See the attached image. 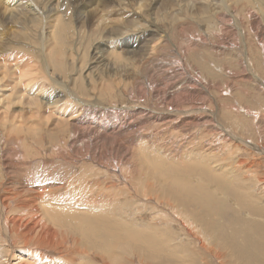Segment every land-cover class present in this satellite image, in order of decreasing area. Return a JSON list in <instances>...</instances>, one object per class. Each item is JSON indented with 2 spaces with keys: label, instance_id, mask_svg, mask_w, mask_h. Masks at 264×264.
Segmentation results:
<instances>
[{
  "label": "bare ground",
  "instance_id": "bare-ground-1",
  "mask_svg": "<svg viewBox=\"0 0 264 264\" xmlns=\"http://www.w3.org/2000/svg\"><path fill=\"white\" fill-rule=\"evenodd\" d=\"M73 1L0 0V264H11L12 258L20 264H72L78 255L83 256L78 264H110L111 258L121 264L152 253L180 264H198L203 255L219 264L217 258L251 264L260 252L257 240L264 243L257 215L260 196L252 191L264 190V180L247 177L243 159L223 160L219 150L223 153L225 144L189 148L190 142L180 145L160 130L141 127L134 117L148 109L131 95L134 84L147 75L152 78L151 72L167 73L171 55L178 66L191 61L184 66L190 72L186 88L198 83L208 89V79L219 76L218 66L213 56L198 50L195 37L200 30L213 33L219 9L224 11L220 15L235 18L238 36H243L238 4L137 0L130 17L124 13L104 31L107 25L99 24L109 18L107 8L116 0ZM247 1L256 5L261 0ZM92 4H102L104 12L96 18L99 24L88 27L86 9ZM176 33H190L187 39L196 51L187 47L186 54L173 39ZM89 51L82 65L81 57ZM180 82L170 94L164 86L158 88L157 95H180ZM153 84L148 81L150 88ZM123 97L132 102L123 104ZM243 107L238 108L248 113ZM203 109L185 107L181 112ZM231 139L264 154L259 141ZM116 152H121L120 160H114ZM103 155L112 162H102ZM233 208L254 227V234L229 233ZM252 244L251 252L247 245Z\"/></svg>",
  "mask_w": 264,
  "mask_h": 264
},
{
  "label": "rangeland",
  "instance_id": "rangeland-1",
  "mask_svg": "<svg viewBox=\"0 0 264 264\" xmlns=\"http://www.w3.org/2000/svg\"><path fill=\"white\" fill-rule=\"evenodd\" d=\"M75 1H77V0H74L73 2H75ZM136 1L137 0H126V1L125 0H119V1L116 0L113 3V6H111V4H110L109 8H107V10H111L110 13L108 11H106V12H108L110 19L107 17L104 20L105 22L102 20L103 21L102 23H100V21L98 19L96 20L97 16H100V14L102 12H104L102 10V4L101 5L100 4H96V5L92 4V6L90 5L86 9L88 11V17L86 16L88 18V23H89V21L91 23L90 26L87 23L88 27H94L95 25H97V22H98V24L100 23L99 26H101L102 24H106L107 28L105 27L106 29H104V31L108 30L110 28V26L112 27V25L117 24L116 22H118V20L121 19L120 17H122V15L125 16V14H126V16L130 17L131 12L133 11L132 6H135V3H137ZM233 1H234V3L238 4L237 9H236L238 21L237 20L236 21L238 23L240 22L239 26L242 28V30L244 32V35H243L244 37L238 36V32H237L238 30H236V27L234 24L235 18L234 17L232 18L231 16L225 17V16L220 15V14L224 13V11L220 10V9H219V14L217 13L215 15L216 27H215V30H213V33L211 35H207L203 31H201L199 28L197 29V30H200V36H197V38L195 37L196 42L200 41V44H198V46H197L198 50L199 51L203 50V52H206L209 55V57L213 56L214 57L213 60H216V64L218 66L216 71H217V75H219V76L215 79L214 78L208 79V81H207L208 89L207 88L204 89L202 87V85L201 84L198 85V83L194 88H191V89L186 88L187 87L186 83H187V80H189L188 77L190 76V74L187 73L189 71L184 69V66L185 65L189 66L191 61L190 62H188V60L185 61L186 64H185V62L183 63V61H182L181 66H178V64L176 62H174L175 57H173L171 55L172 52H171V48H170L167 50V53L169 55H171L172 57L168 56L167 57L168 59L166 58V62H167L166 66H168V67H166L167 73L165 72V73L161 74V72L159 73V71L156 70L157 72L156 71H155V73L151 72V75H149V76H152V78L148 77V75H147V77L144 79L145 81L144 80L137 81L134 84L136 86L135 87V93H133V94L131 93V95L133 96V98L136 97L135 102H137V103L140 102L141 104L146 105L145 107H147V109H148V111L144 112V114H139V116H138V114H136V116L134 118H136L137 120L139 119L141 121V124H140L141 127L147 126L151 129H154L155 131L160 130L161 131V132L159 131L160 135H163V133H164L165 136L168 137V139H170V137H171V139L169 140L171 142H173V141L175 143L179 142L178 144H180V145H182L183 143L187 144V142H190V144L188 145L189 148L194 147V148H198L200 150H203L201 148L206 149V147H209V144L210 145L213 144V147L215 145V148H219L220 146H222V144H225L223 146H224V148H225V146L227 148H225L223 153H222V149L219 150L220 153L222 154V155L220 154V157L223 158V160L225 159L226 161H232L233 158H235V159L239 158L238 160L243 159V161L245 163L244 169H246V171H247L246 173L249 172V175L247 177H250L252 179H257V180L262 182L264 180V154L258 153L252 149H248V147H246V146H249L248 143H245V142L241 143L238 140H237L238 141L237 142L235 140L236 138L234 140L231 138H234V137L239 138L240 137V138L244 139L245 141H248V142L252 141L254 144H257V143H255V141L256 142L259 141L258 145H260V147L261 146L264 147V142H263L264 141V84H263L264 83V0H261L262 2L260 1V4H258L259 2H256V5H255V3L251 2V1H247V0H245L243 2H241L242 0H236V2H235V0H232V1L230 0V2H233ZM93 7H94V9H93ZM261 7L263 8L262 9L263 12L260 11ZM99 8L101 9V11H99ZM118 8H119V10H117ZM234 8L235 7H233V9ZM126 12H128V13H126ZM117 16H119V18ZM113 17H115L116 21ZM178 34H179V36H178ZM178 34L174 35L173 39H174L175 43H179L178 45L181 46V49L186 51L187 47H190L189 50L194 48L193 45L195 43H192L188 40V39L192 38V37L191 38L189 37L190 33L181 34V35H180V33H178ZM205 35H206V37H205ZM199 38H201L202 40L204 39L202 43H201V40H199ZM206 41H207V43H206ZM204 43H206V44H204ZM84 44H90V43L85 42ZM182 45H184V46H182ZM207 46H209V47L207 48ZM246 48H248V57L245 56L246 55V50H245ZM193 50H195V49H193ZM261 50H262V53H261ZM165 51H166V49H165ZM225 52H227V53H225ZM187 53H188V50L186 51V54ZM226 54H228L229 56ZM230 54H234L233 55V56H235L234 59H233V56ZM89 56H90V51H89V53L85 54V57H84V55L81 57V60H82L81 64L82 65H84V63L86 64V60L88 59ZM227 56L230 58V59L228 58L229 60L227 59ZM252 56H253V58H252ZM238 57H239V59H237L238 61L235 60ZM172 59H173V61H172ZM251 59L253 60V63H252ZM169 61L172 64H170ZM229 61H231V63ZM248 61H250V62L248 63ZM178 70L179 71L181 70V71L179 72ZM221 70L222 71L224 70V71L222 72ZM182 71H184V72H182ZM195 71L197 72V74H200V73H198V72H200L199 70L196 69ZM257 73L260 75L259 77H255V74L258 75ZM154 74H156V75L154 76ZM259 79H261V80H259ZM148 81L149 82L154 81L156 85L153 84L154 87L152 85L150 88V86H148ZM179 81H182V83L180 82L181 86H182V90H181L180 95L176 94L175 97L170 98V99H168L167 97L166 98L162 97L161 93H159L157 95L156 91L158 90V88H163V86H164L163 89H165V90L167 89L169 92L167 90L166 91L170 94L174 90V89H172V88H174V85ZM142 88H143V90H142ZM147 90H149V91H147ZM141 91H142V94L139 93ZM152 93L153 94L155 93L156 95L154 94V97H153ZM140 97H142V98H140ZM144 97H145V99H144ZM122 99L123 100L121 102H123V104L132 102L127 97H123ZM138 99H140V100L138 101ZM205 105H206V107H205ZM232 105L234 108L232 107ZM198 106H200V107H198ZM241 106H244L245 109L247 110L246 112H248V113L241 112L240 111ZM185 107L186 108L193 107L194 109H198V108L199 109L204 108V109L202 111H197V112L195 111L194 114L189 115L190 113H186V112L182 113L181 112V110L183 108L185 109ZM238 107H240V108H238ZM175 108L179 109L180 111H176ZM205 109H207V110H205ZM209 109H210V111H212L214 113L213 119L214 120L216 119L215 122L222 124V126L224 127L223 129H222V127L215 124L214 121L212 120V118L209 117V115H211V112L208 111ZM255 112L257 113L256 118L253 117ZM147 114H148V116H147ZM163 114H164V116H163ZM154 115H156V116H154ZM141 117H143V118H141ZM259 117H260V119H259ZM145 118H147V119H145ZM163 118H164V120H161ZM235 120L238 122L237 124H235V122H234ZM170 125L173 128H171ZM236 125H238V126H236ZM255 125L257 127H255ZM218 127H220V128L218 129ZM174 130H175V132H174ZM226 130H227V132H226ZM166 132L168 133V135ZM256 132H257V134H256ZM252 133H253V135H252ZM225 134H227V135H225ZM229 134H230V136H229ZM199 135H201V136H199ZM231 136H233V137H231ZM165 143L168 146L167 141H165ZM207 143H208V145H207ZM219 144H220V146H219ZM236 145H238V146H236ZM216 146H219V147H216ZM167 148H169V147H167ZM170 148H171V146H170ZM245 148H246V150H245ZM236 149H237V151H236ZM74 151H77V148H75ZM216 151H218V150H216ZM88 152H90V151H88ZM74 153L75 152H73V154H70L71 157H73V158L75 156ZM120 153L121 152H118V153L116 152L114 154V156H113L114 160H120L121 159ZM61 155L64 156L66 159L68 158L67 153L65 151H62ZM116 155H118V156H116ZM59 156H60V154H59ZM261 156H262V158H261ZM118 157H120V158H118ZM231 157H232V159H231ZM103 159L104 160H101V161L102 162L104 161V163H106V162L111 163L112 162V160L106 155L105 156L103 155ZM251 160L255 161L256 163L252 162ZM61 165H62V163H56L57 168H59ZM60 169L63 170L64 166H61ZM252 192H255L256 195L260 196V197H258L259 198V205H258V212L259 213H257V215L260 216V218H261L260 222H262V221L264 222V190H261V192H260V191H257L255 189V191H252ZM227 195L232 197V198H235V196H233L231 193H229ZM255 198H257V196L254 195L253 199H255ZM247 211H249L248 207H247ZM233 214H235V216H233ZM229 216H230L229 217V224H228V226H226L227 230L230 231L229 233H232L233 230H236V231L241 230L240 232L243 233L245 230V233L248 231V235H251V233L254 234V227H252L251 225L247 226V223H248L247 220H241L242 218H238L241 215L238 216V213H236L235 208L232 209V213H229ZM231 216H233L234 220H231ZM260 222H259V226H262L264 228L263 224H261ZM243 226H244V229L242 228ZM249 232H251V233H249ZM245 236H247V234ZM260 238L264 241V236L260 237ZM257 242H258L257 245L259 246L258 249L260 250V252H258V249H257L256 251L258 252V255L256 257H253L254 259L253 258L250 259L248 263L264 264V243L259 242L258 240H257ZM204 244L208 248V245L206 243H204ZM247 246H248L247 248H250L249 250L251 252L253 249H255V246H253V244L251 246H249V245H247ZM86 247L88 248V249L87 248L86 249L88 251H90L89 250L90 247L88 245ZM145 256H146V258H143V259H141L139 257L137 261L134 257L131 256L130 261L128 263H121V264H133V263L134 264H136V263L137 264H180L177 261L173 260L172 258L169 259V261L167 262L166 261L167 257L163 256L162 254H153L152 253L151 256H147V255H145ZM21 257H26V256H21ZM75 258H76V260H72L73 261L72 264H78L79 260L83 259V256L78 255ZM110 260H111L110 264H119L116 261H114L113 258H111ZM218 260H219L220 264H238L235 261H231L229 259L224 260L223 258H217V261ZM237 261L239 263H241V259L239 257H237ZM247 261L248 260H246V262ZM11 264H20L19 259L18 258H12ZM23 264H28V263H23ZM183 264H186V263L183 262ZM198 264H219V263H216V262H214V260H210L203 255L202 259L198 261Z\"/></svg>",
  "mask_w": 264,
  "mask_h": 264
}]
</instances>
